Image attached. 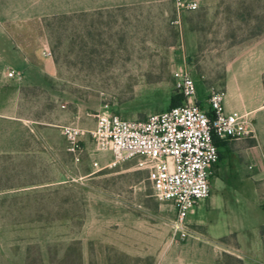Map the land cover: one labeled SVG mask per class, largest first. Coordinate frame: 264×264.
Masks as SVG:
<instances>
[{"label": "rangeland", "instance_id": "374dc122", "mask_svg": "<svg viewBox=\"0 0 264 264\" xmlns=\"http://www.w3.org/2000/svg\"><path fill=\"white\" fill-rule=\"evenodd\" d=\"M194 1L198 9L175 23L174 0H0V264L156 262L172 237L173 203L153 195L136 160L110 167L113 155L95 151L88 135L69 152L61 127L94 128L104 105L143 120L182 104L179 64L198 101L221 89L241 108L226 79L244 66L254 77L264 0ZM9 69L21 79L7 78ZM27 76L40 85L23 86ZM252 141L220 152L210 195L190 217L201 223L186 219L187 239L225 236L218 264L241 257L236 237L246 264H264V152L248 160Z\"/></svg>", "mask_w": 264, "mask_h": 264}, {"label": "built area", "instance_id": "2783aa9c", "mask_svg": "<svg viewBox=\"0 0 264 264\" xmlns=\"http://www.w3.org/2000/svg\"><path fill=\"white\" fill-rule=\"evenodd\" d=\"M174 8L175 23H179L181 13L198 9V4L194 0H174ZM173 75L182 104L143 120L123 119L108 112L104 105L95 114L93 129L65 125L61 134L73 154L79 152L81 138L90 136L95 151L113 155L110 167L136 160V166L147 172L153 195L173 203L176 217L171 240L183 241L188 237L187 217L211 192L210 177L219 159L213 138L253 139L255 128L248 112L225 110L224 90L210 89L205 111L198 104L191 75L182 67L174 69ZM6 77L21 79L13 69L7 71Z\"/></svg>", "mask_w": 264, "mask_h": 264}, {"label": "crops", "instance_id": "0c3cea01", "mask_svg": "<svg viewBox=\"0 0 264 264\" xmlns=\"http://www.w3.org/2000/svg\"><path fill=\"white\" fill-rule=\"evenodd\" d=\"M114 7L117 8L116 6ZM103 8H107V7L105 6L92 7L91 9L89 7L86 10L89 11V10H96ZM254 65H255L254 66L255 74L254 77L252 76V78L249 77L245 66L239 69L238 68L237 69L233 68L232 70L230 69V72L227 75L226 90L228 89L231 93H233L234 97H236L238 101L242 103L240 105L241 108L233 107L226 99V96L224 101V107L227 112H240V111L248 112L250 114V117L252 118L255 128V137L253 138L254 141H252L251 144L247 145L244 148L245 151L244 155L247 156L248 160L250 161L258 160L259 158L258 155L260 151L259 152L255 151L257 148L261 149V151L264 152V84L262 80L259 78L264 74V52L259 54V58L256 62H254ZM180 67L181 65L179 64L175 67V69ZM31 85H40V84L39 82H36L34 77L27 76L23 86H31ZM241 91L248 92L246 99L244 96L241 95ZM198 104L203 110L208 111L207 103L204 104L198 101ZM242 140H246V139H242ZM215 141L218 145L220 152H227L228 154H232L235 152L233 148L234 144H236L235 142H238L240 140H231V139L222 140L215 137ZM232 179L234 180V182L240 184V179L234 177H232ZM200 203L196 208L199 207ZM196 212L197 211L194 210V212L190 214L188 217H189V222H194L193 224L197 225L201 223V220L190 219L191 216L196 215ZM224 237L225 236H218L214 238V241L211 243L201 244L194 241L193 238L192 239L188 238L183 241H177V240L172 241L171 234L165 235L164 238L162 237L163 239L166 238L164 240L165 245L162 248L154 264H218V260L220 259V256L223 253L229 252L228 245L222 241ZM195 240L198 239L196 238ZM241 243L242 240L240 239V237H236V244H237L236 250L237 252L240 253L241 255L240 258L245 263V259L241 254ZM255 244L258 246V251H260L261 247H259V242L257 240Z\"/></svg>", "mask_w": 264, "mask_h": 264}, {"label": "trees", "instance_id": "16d2710c", "mask_svg": "<svg viewBox=\"0 0 264 264\" xmlns=\"http://www.w3.org/2000/svg\"><path fill=\"white\" fill-rule=\"evenodd\" d=\"M171 104L173 105L172 107L179 105V104H177L176 102H172ZM169 108H171V107H169ZM169 108H167V109H169ZM213 140H214L215 145H216L217 148H218V145H217V143H216V141H215V137L213 138ZM218 154H219V159H218V162L216 163V165L214 166V168L218 165L219 160H220V151H219V148H218ZM232 237H233V236H232ZM223 254H224V253H223ZM232 260H233L236 264H243V261H242L240 258L233 257Z\"/></svg>", "mask_w": 264, "mask_h": 264}]
</instances>
